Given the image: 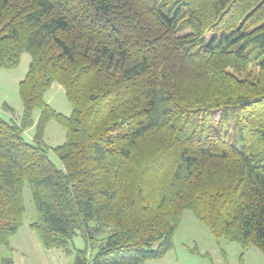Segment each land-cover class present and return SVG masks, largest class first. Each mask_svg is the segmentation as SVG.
Instances as JSON below:
<instances>
[{"label":"trees","instance_id":"1","mask_svg":"<svg viewBox=\"0 0 264 264\" xmlns=\"http://www.w3.org/2000/svg\"><path fill=\"white\" fill-rule=\"evenodd\" d=\"M24 53L22 118L0 116V245L28 185L31 229L74 264L163 258L185 210L264 254V0H0V69ZM55 83L70 116L45 100Z\"/></svg>","mask_w":264,"mask_h":264},{"label":"rangeland","instance_id":"2","mask_svg":"<svg viewBox=\"0 0 264 264\" xmlns=\"http://www.w3.org/2000/svg\"><path fill=\"white\" fill-rule=\"evenodd\" d=\"M30 62V55L24 53L17 68L0 69V116L7 121L14 119L18 122L22 118L23 103L19 84L25 78ZM45 100L56 112L65 116H70L73 111L64 89L59 84H53L46 93ZM38 117L39 109H35L34 120ZM31 129L25 131V138L29 142L33 140L31 136L35 133V127ZM65 140L66 130L61 124L54 119L48 122L44 130L43 146L60 169H63V164L56 155L55 148L62 145ZM23 197L25 215L21 237L28 238L25 235L38 237L30 227L36 220V209L28 185L24 188ZM173 243V249L163 258L149 260L144 264H264V254L255 247L244 251L238 243H229L224 239L216 241L211 231L190 210H185ZM75 245L77 248H83V239L77 237Z\"/></svg>","mask_w":264,"mask_h":264},{"label":"crops","instance_id":"3","mask_svg":"<svg viewBox=\"0 0 264 264\" xmlns=\"http://www.w3.org/2000/svg\"><path fill=\"white\" fill-rule=\"evenodd\" d=\"M22 228L10 239L9 245H0V264L4 258H11L15 264H74V256H65L59 250L44 248L35 235H25L28 241V238L21 237Z\"/></svg>","mask_w":264,"mask_h":264}]
</instances>
